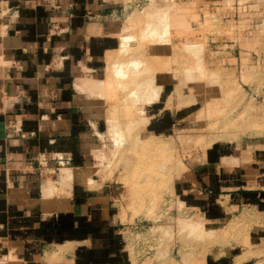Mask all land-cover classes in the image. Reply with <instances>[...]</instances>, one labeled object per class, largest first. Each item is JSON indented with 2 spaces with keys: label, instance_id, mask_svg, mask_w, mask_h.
Instances as JSON below:
<instances>
[{
  "label": "crops",
  "instance_id": "crops-1",
  "mask_svg": "<svg viewBox=\"0 0 264 264\" xmlns=\"http://www.w3.org/2000/svg\"><path fill=\"white\" fill-rule=\"evenodd\" d=\"M54 2L58 8L45 0H0V259L48 264L58 255L62 264H132L120 230L122 194L90 171L91 155L98 152L92 144L98 146L94 140L105 118L103 99L85 90L87 82L106 76L126 5ZM203 3L216 8L219 1ZM56 21L60 31L52 28ZM165 109L156 112L163 113L161 126L151 127L160 134L172 122ZM222 152L211 148L174 189L185 206L207 219H231L236 214L230 210L237 209L251 217H245L254 225L245 243L260 257L239 263L212 258L205 264H264V162L225 164ZM58 155L68 161L58 179L39 175L41 163L53 168ZM62 169L70 174L64 186ZM45 181L52 186L47 195Z\"/></svg>",
  "mask_w": 264,
  "mask_h": 264
},
{
  "label": "rangeland",
  "instance_id": "rangeland-1",
  "mask_svg": "<svg viewBox=\"0 0 264 264\" xmlns=\"http://www.w3.org/2000/svg\"><path fill=\"white\" fill-rule=\"evenodd\" d=\"M121 1L126 9L118 32L120 44L108 55L105 78L87 82L85 90L103 99L105 118L102 134L94 140L98 146L92 144L98 152L96 156L91 155L90 171L94 178L108 181L122 194L120 230L131 263L205 264L212 258H235L239 263L249 257L259 258L260 253L248 252L245 243L248 229L254 226L245 220V217L251 218L245 213L246 209H227L236 216L221 222L210 220L198 209L185 206L174 185L190 165L205 161L211 148L223 151L222 162L225 164L264 162V0H218L216 8L206 9L202 8L206 0ZM161 11V15L168 13L161 27L163 32L155 39H148L150 33L141 29L144 30L146 21ZM143 33L146 40L139 37ZM163 33L165 36L167 33L168 45ZM190 42L197 45L189 47V52L184 50L185 46L178 48V45ZM176 48L178 52L174 53ZM179 50L180 56L190 55L182 56L186 59L178 57ZM171 53L178 55L177 60L170 63L167 59H172ZM117 56L122 61L138 58L142 64L136 65V69H150L149 64L151 69L149 73L145 70L136 75L128 74L134 82L128 75H120L118 80L125 84L122 86L112 73V62H121ZM196 58L198 62H195ZM184 72L188 75L182 74ZM108 78L115 79V88L106 82ZM143 78L152 79L155 88L144 89L149 83H139ZM143 91L145 94L142 95ZM149 96L158 99L154 97L148 101ZM126 100L129 106L125 104ZM125 106L132 110L122 112ZM159 107H165L172 117L170 127L163 134L154 130L161 124L158 120L163 115L156 114ZM127 123L132 124L130 128ZM113 134L123 136L112 139ZM48 167L42 175L56 179L58 170ZM62 171L64 186L70 174L68 169ZM85 175L83 173L82 177H86V181L93 182ZM51 190L50 182L45 181L44 194ZM221 200L225 202L224 198ZM198 222H202V226ZM194 225L199 228L204 225L206 229L202 231L196 227L198 232ZM4 258L11 261L8 256L1 259ZM48 264H62L61 257L54 255Z\"/></svg>",
  "mask_w": 264,
  "mask_h": 264
},
{
  "label": "bare ground",
  "instance_id": "bare-ground-1",
  "mask_svg": "<svg viewBox=\"0 0 264 264\" xmlns=\"http://www.w3.org/2000/svg\"><path fill=\"white\" fill-rule=\"evenodd\" d=\"M168 9H169V8H168ZM170 9H171V8H170ZM165 11H166V10H165ZM169 11H171V10H169ZM167 12H168V10H167ZM167 12H166V13L164 12V15H161V14H162V11L159 12V13H156V14H154V16L151 17L152 19L146 21V24H145L146 27H144V30L141 29V31H142V32H147V34H148V32L150 33L149 35H147V34L145 33V36L147 35V36H148V39H150L149 37L155 39V38H157V37H159V36L161 35V33L163 32L161 27H162L163 23L166 22V20H167V18H168V13H167ZM152 15H153V14H152ZM177 17H178V16H177ZM177 17H176V18H177ZM180 20H181V19H180ZM177 22H178V21H177ZM181 24H182V23H181ZM145 25H144V26H145ZM175 25H176V24H175ZM165 28H166V27H165ZM165 28H164V29H165ZM166 29H167V28H166ZM170 29H171V28H170ZM166 31H167V30H166ZM168 31H169V30H168ZM142 32H141V33H142ZM139 35H141V34H139ZM139 35H138V36H139ZM143 35H144V33L142 34V36H139V37H143L142 39H145L147 36L144 37ZM163 35H164L163 37L167 40V38H168V37H166V36H167V33H166V36H165L164 33H163ZM127 36H128V34H127ZM133 36H134V35H133ZM135 36H136V35H135ZM138 36H136V37H138ZM129 37H132V35H130ZM136 37H135V38H136ZM161 38H162V36H161ZM161 38H159V39H161ZM128 39H129V38H128ZM137 39L139 40L140 38H137ZM142 39H141V40H142ZM153 39H151V40H153ZM165 39L163 40V38H162L161 40L164 41V45H165L166 43H167V45H168V40H167V42L165 43ZM126 40H127V39H126ZM141 40H140V41H141ZM145 40H146V39H145ZM162 41H161V42H162ZM159 42H160V41H159ZM124 43L126 44V42H123V44H124ZM156 43H158V42H156ZM162 43H163V42H162ZM190 43H191V42H190ZM190 43H186V44L183 43V44H184V45L182 44L183 46H182V45H181V46L178 45V46H179L178 48H180V47L182 48V47L185 46V49H184V50H188V52H189V47L193 48V47H195V46L197 45L195 42H193V43H191V44H190ZM123 44H122V45H123ZM160 44H161V43H160ZM162 45H163V44H162ZM167 45H166V47L171 46V45H169V46H167ZM202 46H203V45H202ZM121 47H122V46H121ZM123 48H124V47H123ZM123 48H122V49H123ZM128 48H129V47H128ZM178 48H176L177 50L175 49L176 51H174V53H175V52H178ZM191 48H190V49H191ZM202 48H203V47H202ZM182 49H183V48H182ZM200 49H201V48H200ZM200 49H199V50H200ZM120 50H121V49H120ZM120 50H119V51H120ZM126 50H127V49H126ZM180 50H181V49H180ZM180 50H179V55L176 53V54L178 55V57H182V56H184V55L186 54V53H185V54L183 55V54L181 53L182 55L180 56ZM199 50H198V51H199ZM124 51H125V50H124ZM201 51H202V50H201ZM120 52H123V50L120 51ZM120 52H119V54H120ZM127 52H128V50H127ZM181 52H183V50H181ZM190 52H191V51H190ZM123 53H124L123 55H125V52H123ZM195 53H196V52H195ZM171 54H172V53H171ZM187 54H188V53H187ZM187 54H186V55H187ZM120 55H121V54H120ZM172 55H173V56H172V59H171V58H168V59H167V61H169L170 63H171V60H174V59H175L174 61L177 60V55H176V56H175V54H172ZM188 55H190V54H188ZM192 55H193V54H192ZM192 55H191V56H192ZM198 55H199V54H198ZM194 56H195V55H194ZM196 56H197V55H196ZM184 57H185V56H184ZM184 57H182V58H184ZM110 58H111V57H110ZM115 58H116V57H115ZM117 58H119V60L121 59V58L118 57V56H117ZM130 58H131V57H130ZM192 58H193V57H192ZM199 58H200V57H198V60H199ZM144 59H145V58H144ZM169 59H170V60H169ZM179 59H181V58H179ZM184 59H186V58H184ZM184 59H183V60H184ZM193 59H194V58H193ZM115 60H116V59H115ZM126 60H128V59H126ZM142 60H143V59H142ZM146 60H147V59H146ZM183 60L181 59V61H183ZM195 60H196L195 62H198V61H197V58H196ZM109 61H110V60H109ZM120 61H121V62H117V61L112 62L113 65H114V72H112V73H114V76L116 75V77H117V80H116V81H118L119 84H122V86H125V84L120 83V82H122V81L118 80V77H120V75L123 76V77H124V76H127L128 74H129V75H130V74L136 75V74H138V73L141 72V71H142V73H143V71H145V70H147V72L149 73V71H150V69H151V65H150V64H149L150 69H149V67L141 68V69H140V68H139V69L137 68V69H136L135 66L138 65L139 63H141V60L138 61V58H133V59L128 60V61H125V60H123V61L120 60ZM125 62H127V63L129 64L127 67L125 66V65H127V63L124 64ZM143 62H144V61H143ZM192 62H193V61H192ZM167 63H168V62H167ZM141 64H142V63H141ZM165 64H166V63H165ZM192 64H194V62H193ZM201 64H202V63H201ZM143 65H144V64H143ZM196 65H197V64H196ZM199 65H200V64H199ZM123 66H125V68H124ZM145 66H146V65H145ZM188 66H189V65H188ZM188 66H187V67H188ZM112 67H113V66L111 65V68H112ZM121 67H123V68H121ZM139 67H140V66H139ZM142 67H143V66H142ZM190 67H192V65H191ZM202 67L204 68V66H202ZM111 68H110V69H111ZM193 68H194V67H193ZM193 68H190V69H193ZM197 68H198V65H197ZM199 68H201V65H200ZM112 69H113V68H112ZM143 69H144V70H143ZM187 69H188V68H187ZM187 69H186V70H187ZM148 70H149V71H148ZM193 70H195V69H193ZM193 70H192V71H193ZM203 70H204V69H203ZM183 71H185V70L183 69ZM201 71H202V70H201ZM201 71H199V72H201ZM175 72H176V69H175ZM187 72H188V71H187ZM187 72H186V73L184 72V73H182V74L185 75V74H187ZM144 73H145V72H144ZM177 73L179 74V72H177ZM193 73H194V72H193ZM193 73L191 72V74H193ZM140 74H141V73H140ZM145 74H147V73H145ZM180 74H181V73H180ZM129 75H128V77L132 79V77H130ZM133 75H132V76H133ZM143 75H144V74H143ZM154 75H155V74H154ZM187 75H188V74H187ZM189 75H190V74H189ZM137 76H139V75H137ZM140 76H141V75H140ZM140 76H139V77H140ZM144 76H146V75H144ZM110 77H111V76H110ZM133 77H134V76H133ZM142 77H143V76H142ZM142 77H141L140 79H142ZM153 77L156 79L155 76H153ZM190 77H191V76H190ZM121 78H122V77H121ZM135 78H136V80H137L138 77H135ZM135 78H134V80H135ZM150 78H151V77H150ZM187 78H188V76H187ZM122 79H123V78H122ZM145 79H146V78H145ZM145 79L143 78L142 81H139V83H140V82L143 83L144 81H146V82H144V83H149V86H147V87L145 86L144 89H145V88L150 89V87H151L152 89L155 88V85H154L152 79H148V80H145ZM155 79H154V80H155ZM190 79H191V78H190ZM127 80H129V79L127 78ZM138 80H139V79H138ZM114 81H115V79H114ZM114 81H113L111 78H110V79L108 78L106 82H107V83H110V85H111L112 88H115ZM116 81H115V82H116ZM129 81H131V80H129ZM132 81H133V79H132ZM125 82H126V81H125ZM133 82H134V81H133ZM142 83H141V84H142ZM144 83H143V85H144ZM156 83H157V82H156ZM158 83H159V82H158ZM127 84H129V83H127ZM127 84H126V86H127ZM135 84H136V83H135ZM160 85H161V84H160ZM160 85H158V87H159ZM128 87H129V86H128ZM128 87H127V88H128ZM131 87H133V86H131V83H130V88H131ZM161 87H162V85H161ZM141 88H143V87H141ZM128 89H129V88H128ZM131 89H133V88H131ZM152 89H150V90H152ZM113 90H114V92L117 91V89H113ZM115 90H116V91H115ZM134 90H135V87H134ZM136 90H137V89H136ZM156 90L158 91V89H156ZM106 91L109 92V89H107ZM110 91H111V90H110ZM123 91H124V90H123ZM128 91H129V90H128ZM130 91H132V90H130ZM138 91H139V90H138ZM138 91H136V93H137ZM148 91H149V90H148ZM124 92H125V91H124ZM140 92H141V91H140ZM143 92H144V91H143ZM149 92H151V91H149ZM155 92H156V91H155ZM158 92H159V91H158ZM158 92H156V93H158ZM126 93H127V92H126ZM156 93H155V94H156ZM141 94L143 95V94H145V92H144V93H141ZM148 94H149V93H148ZM114 95L116 96L115 93H114ZM117 95H118V94H117ZM124 95H126V94L124 93ZM121 96H122V95H121ZM130 96H131V95H130ZM134 96H136V95H134ZM108 97H109V96H108ZM117 97L119 98V96H117ZM122 97H124V96H122ZM122 97H121V98H122ZM154 97H155V96H153L152 99H153ZM156 97H157V95H156ZM156 97L154 98L155 100L158 99V98L156 99ZM114 98H116V97H114ZM119 99H120V98H119ZM119 99H117V100L119 101ZM128 99H129V97H128ZM134 99H135V98H134ZM147 99H148V101H149V100H150V101L152 100V99H151V96H149V98L147 97ZM132 100H133V99H132ZM140 101H141V100H140ZM142 101H144V100L142 99ZM146 101H147V100H146ZM120 102H121V101H120ZM126 102H127V100L125 101V104H127ZM132 102H133V101H132ZM137 102H139V101H137ZM117 103H118V102H117ZM135 103H136V102H135ZM141 103H142V102H140L139 105H140ZM146 103H147V102H146ZM125 104H124V105H125ZM128 104H129V102H128ZM128 104H127V105H128ZM129 105H130V104H129ZM129 105H128V106H129ZM136 105H137V104H136ZM133 106H134V105H133ZM141 106H142V104H141ZM125 107H126V108L123 107L122 112H125V113H126L127 110H128L127 112H129V110H132V109H130V107H129V109L127 108V106H125ZM135 107H136V106H135ZM137 107L139 108L140 106H137ZM132 108H133V107H132ZM140 108H141V107H140ZM126 109H127V110H126ZM117 110H118V109H117ZM123 110H126V111H123ZM133 110H134V109H133ZM137 110H139V109H137ZM141 110H142V109H141ZM135 111H136V110H135ZM142 112H143V111H142ZM142 112L140 111V113H142ZM106 113H107V112H106ZM140 113H139V114H140ZM116 120H117V119H116ZM119 121H120V120H119ZM133 121H134V120L132 119V122H133ZM110 123H111V122H110ZM118 123H119V122H118ZM118 123H116V124H117L118 126H119V125L121 126V124H118ZM127 124H128V123H127ZM130 124H131V123H130ZM130 124H128V126H129ZM110 125H111V124H110ZM110 125H109V126H110ZM131 125H132V124H131ZM131 125H130L129 127H128V126H126V127L130 128ZM133 125H134V124H133ZM114 126H115V123H114ZM118 126H117V127H118ZM115 127H116V126H115ZM113 128H114V127H113ZM121 128H122V127H121ZM118 129H119V128H118ZM118 129H116V130H118ZM110 130H111V129H110ZM122 130H123V129H122ZM119 131H120V129H119ZM122 132H123V131H122ZM112 133H114V132H112ZM112 133H110V134H112ZM117 133H118V132H115L116 135H117ZM122 134H124V132H123ZM116 135L113 134L114 137H115ZM110 136H111V135H110ZM113 136L111 137L112 139H119V138H120L121 136H123V135H121V136H116V138H114ZM117 137H119V138H117ZM121 138H122V137H121ZM122 140H124V139H122ZM122 140H118V142H120V141H122ZM113 141H114V140H113ZM122 142H123V141H122ZM114 143H116V140L114 141ZM120 144H121V143H119V145H120ZM116 145L119 146L118 144H116ZM82 175H83V174H82ZM85 176H86V175H85ZM85 176H84V177H85ZM85 178H86V177H85ZM190 220H191V219H190ZM198 220H199V219H198ZM194 221H195V219H194ZM199 221H201V220H199ZM191 222H192V221H191ZM195 222H196V221H195ZM201 223H202V222H201ZM201 223L198 222L197 224L199 225V224H201ZM204 223H205V222H204ZM204 223H203V224H204ZM191 224H192V223H191ZM198 225H196V226L194 225V229H196V227H198ZM201 226H202V224H201ZM201 226H200L201 230L204 231L203 228H205L206 226L203 225V228H202ZM200 228L198 227V230H199ZM192 229H193V227H191V230H192ZM205 229H206V228H205ZM196 230H197V229H196ZM196 230H195V232H196ZM198 230H197V231H198ZM208 230H209V229H208ZM205 231H206V230H205ZM193 232H194V231H193ZM198 232H199V231H198ZM188 233H189V231H188ZM202 233H203V232H202ZM204 233H205V232H204ZM196 234H197V233H196ZM196 234H195V235H196ZM10 259H11V258H10ZM0 264H16V263H15L12 259H11V261H9V260H5V258H4L3 260L0 259Z\"/></svg>",
  "mask_w": 264,
  "mask_h": 264
},
{
  "label": "built area",
  "instance_id": "built-area-1",
  "mask_svg": "<svg viewBox=\"0 0 264 264\" xmlns=\"http://www.w3.org/2000/svg\"><path fill=\"white\" fill-rule=\"evenodd\" d=\"M139 2V1H138ZM45 3L46 4H49L50 6H52L53 8H58L59 7V4L55 3L54 0H45ZM228 3V2H227ZM59 27V23L56 21V22H53L52 24V28L55 30V31H60V29L58 28ZM16 127V126H15ZM19 129V128H18ZM17 129V130H18ZM54 160H55V167H53L54 169L58 170L60 166L68 163V161L66 159H64L62 156L58 155V156H55L54 157ZM46 161H44V163H41V166L38 167V173L39 175H42L43 172H46L49 170V167H46ZM45 166V167H44Z\"/></svg>",
  "mask_w": 264,
  "mask_h": 264
}]
</instances>
